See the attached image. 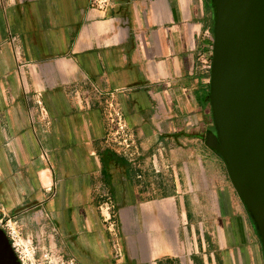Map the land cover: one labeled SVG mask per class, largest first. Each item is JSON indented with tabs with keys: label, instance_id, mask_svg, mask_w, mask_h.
<instances>
[{
	"label": "crops",
	"instance_id": "1",
	"mask_svg": "<svg viewBox=\"0 0 264 264\" xmlns=\"http://www.w3.org/2000/svg\"><path fill=\"white\" fill-rule=\"evenodd\" d=\"M88 2L0 0V211L37 258L51 249L80 264H264L206 140L211 0H111L107 13ZM110 91L133 159L102 142L97 96ZM28 100L46 116L37 106L33 122ZM106 197L119 240L101 218Z\"/></svg>",
	"mask_w": 264,
	"mask_h": 264
},
{
	"label": "water",
	"instance_id": "2",
	"mask_svg": "<svg viewBox=\"0 0 264 264\" xmlns=\"http://www.w3.org/2000/svg\"><path fill=\"white\" fill-rule=\"evenodd\" d=\"M209 103L223 160L264 254V0H211ZM0 264H20L0 229Z\"/></svg>",
	"mask_w": 264,
	"mask_h": 264
},
{
	"label": "built area",
	"instance_id": "3",
	"mask_svg": "<svg viewBox=\"0 0 264 264\" xmlns=\"http://www.w3.org/2000/svg\"><path fill=\"white\" fill-rule=\"evenodd\" d=\"M89 8L107 13L111 7V0H88ZM206 69L210 70V63L206 64ZM119 91H110L107 93H98V98L103 100V110L105 115L106 130L102 136L104 146L115 154L124 158L133 159L136 156V145L133 134L128 128L124 113L117 99ZM40 115L46 116L47 112L40 102L36 103ZM103 223L108 232L114 238H118L116 229L113 203L109 197H106L99 208ZM0 229L8 238L12 249L14 250L20 264H80L74 259H66L59 253L46 249L39 257L35 256L36 248L30 239L22 236L16 222L10 217H0ZM116 246V245H115Z\"/></svg>",
	"mask_w": 264,
	"mask_h": 264
},
{
	"label": "rangeland",
	"instance_id": "4",
	"mask_svg": "<svg viewBox=\"0 0 264 264\" xmlns=\"http://www.w3.org/2000/svg\"><path fill=\"white\" fill-rule=\"evenodd\" d=\"M29 102H28V110H29V113L31 114V120L34 122V117L36 116V110L38 109L37 108V105L36 104H34V103H31V101L30 100H28ZM210 129H212V131H214V129H213V124L210 126ZM215 134V131H214V133L212 132V134L210 133V135H214ZM112 151V150H111ZM114 154H115V152H113ZM111 199V198H110ZM112 201V200H111ZM112 203H113V201H112ZM113 206H114V203H113ZM113 211H115V209L113 210ZM7 216V217H10L12 220H14L15 222H16V225L18 226V224H17V220H16V218H14L13 216H11V215H9V214H5V213H3L2 211H0V217H2V216ZM19 227V226H18ZM20 229V228H19ZM21 231V230H20ZM117 240H119V238H117Z\"/></svg>",
	"mask_w": 264,
	"mask_h": 264
},
{
	"label": "trees",
	"instance_id": "5",
	"mask_svg": "<svg viewBox=\"0 0 264 264\" xmlns=\"http://www.w3.org/2000/svg\"><path fill=\"white\" fill-rule=\"evenodd\" d=\"M212 33H213V30H212ZM213 36V35H212ZM211 45V44H210Z\"/></svg>",
	"mask_w": 264,
	"mask_h": 264
}]
</instances>
